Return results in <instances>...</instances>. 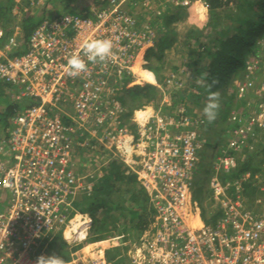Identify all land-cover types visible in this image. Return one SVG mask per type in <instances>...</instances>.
<instances>
[{
  "label": "built area",
  "instance_id": "1",
  "mask_svg": "<svg viewBox=\"0 0 264 264\" xmlns=\"http://www.w3.org/2000/svg\"><path fill=\"white\" fill-rule=\"evenodd\" d=\"M46 1L13 0L14 10L23 2L32 6ZM135 1L108 0L104 8L91 7L90 16L64 13L43 20L19 53L20 28L13 27L4 39L0 26V83L14 86L16 99L33 101L14 114L7 138L0 140V199L7 200L0 210V264H35L38 256H47L53 236L61 231L64 237L76 216H86L75 209V198L91 194L111 158L136 175L153 210L151 223L119 264H264V179L255 176L259 195L250 208L243 191L249 174L222 177L236 168V154L252 152L256 144L264 148V68L258 56L264 53V36L244 61L236 91L242 103L229 112L232 125L225 130V142L214 144L208 207L217 217L210 222L192 198L193 178L205 166L199 160L206 144L202 115L186 114L184 105L172 108L163 93L157 108L151 101L138 110L140 118L131 115L134 129L122 121L123 88L137 81L151 83L133 70L139 53V68L144 67L145 52L153 46L148 14L187 2L141 0L147 17L140 25L126 8ZM152 1H158L155 10L149 8ZM91 38L112 41L111 59L91 63L83 57L87 71L66 75L67 57ZM163 106L172 110L161 112ZM91 143L109 157L93 170L79 171L76 153L93 147ZM91 252L95 254L88 259L72 257L65 264H110L103 248Z\"/></svg>",
  "mask_w": 264,
  "mask_h": 264
},
{
  "label": "trees",
  "instance_id": "2",
  "mask_svg": "<svg viewBox=\"0 0 264 264\" xmlns=\"http://www.w3.org/2000/svg\"><path fill=\"white\" fill-rule=\"evenodd\" d=\"M52 2H65V4L59 10L58 6L51 4ZM205 2L210 13L209 25L216 31L206 35V43H200L198 41L200 35H195L192 30H188L184 36L185 46L189 43L188 41L197 42L195 49L187 47V51L184 52L190 59L188 65L191 66L190 72L193 74L191 79L196 80L198 76L207 73L209 81L213 78L218 80L212 90L220 92L221 107L212 123L207 121L203 115V110L201 111L202 119L205 121L203 130H201L202 135L206 134L205 130L214 131L216 129L215 125L219 123L220 113L226 106L230 107V105L235 104L237 106L242 103L236 99V86L233 87L234 90H231L230 94L226 90L221 93V89L228 79L243 67L244 61L252 54H255V43L258 38L264 36V0H205ZM107 3L108 0H91L90 4L80 5L79 8L78 4L73 0H48L45 4L50 5L42 8L39 12L24 11L18 14V9L14 10L13 0H0V26L5 32L4 39L9 35L13 27L18 26L20 28L22 34L21 48L15 52L19 53L25 49V42L33 29L41 21L50 19L47 8H53L57 12L56 16L69 13L86 17L90 16L91 7L104 8ZM232 5L237 11L235 15L231 13V10H225ZM174 17L175 15L167 17L161 24L163 26L171 24ZM221 25H224L225 28L217 30V27ZM176 36L177 34L173 29H165L163 32L155 34L153 46L145 53L144 58L148 61L146 68L153 73L157 84L161 81L158 74L159 70L164 66V63L161 64L159 62H163L164 52L171 49L173 44H175ZM258 56L264 68V53L261 52ZM151 59L158 62L159 65H153ZM204 59H208L205 64L202 63ZM170 69L174 70L176 68L175 66H170ZM147 81L151 82L152 77H149ZM126 89L132 93L131 98L127 99L124 96V92L119 96L122 106L128 112L126 113V120L127 116L132 112L131 110L152 101L158 95V89L153 84L142 81L132 83ZM199 89L200 93L193 95L194 102L201 99V95L207 97V91L204 88ZM16 90L14 86L0 83V140L7 138L11 118L14 114L20 108L33 103L27 98L16 99ZM194 112L192 110L185 113L192 115ZM225 118L226 125L230 127L232 123L228 120L229 113ZM126 125L130 129L135 127L133 124H128V122ZM210 134L212 133L209 132L208 136H211ZM212 136L214 137V134ZM92 148L80 149L76 155L79 156L83 152L84 154L87 152L92 153ZM236 155V168L222 177L225 180H231L246 173L249 174V179L244 184L243 191L250 208H252L254 199L259 195V190L257 185H255V176H260L264 179V169L262 167L264 163V148L260 144H256L252 152L245 150ZM125 196H127V199ZM197 198L200 202H203L206 196L199 194ZM73 205L79 213L88 214L93 224L92 226L98 227L100 225V229L104 228L105 221L109 218L110 230H114L117 236L121 238L119 245L117 243V245L109 246L104 250L105 260L110 264H119L126 259L128 250L151 223L153 216L149 197L137 182L136 175L132 172L126 173L121 162L115 158L107 163L106 172L96 180L91 194L89 196L85 194L78 195V199L74 201ZM202 209L203 217L207 221L213 222L217 214L206 211L204 207ZM98 213L102 215L98 217ZM96 234L97 232L94 234L93 240L104 239L103 236ZM55 241L48 244L49 249L53 250L52 255L60 256L64 261L68 260L69 252L64 250L65 242L58 239L56 241L58 245L56 246ZM90 249L91 245H86L85 251Z\"/></svg>",
  "mask_w": 264,
  "mask_h": 264
},
{
  "label": "rangeland",
  "instance_id": "3",
  "mask_svg": "<svg viewBox=\"0 0 264 264\" xmlns=\"http://www.w3.org/2000/svg\"><path fill=\"white\" fill-rule=\"evenodd\" d=\"M74 2H76L80 8V5H88L91 3V0H73ZM141 2V0H137L135 1L133 4H130L126 6L127 9H130L131 12H134V14L136 15V17L139 20L140 25L141 24H145L146 21L149 24V30L153 32L154 36L155 34H158L159 32H163V30H167V29H173L177 36H176V40H175V44H173V46L171 47V49L166 50L164 52V58H163V62H159V63H164V66L161 68V70H159V78L161 79L160 83L158 84V87H156L158 89V95L152 100V102L155 104V107L157 108L159 102H161L162 99V94L165 93L166 95V99L168 100V102L173 105L172 108H176L178 106H185V109L188 112L192 111L193 112H199L200 114L202 113L201 111L203 110V107L206 103V96L205 95H201V99L197 100V102H194V98L193 95L196 93H200V89L199 88H203L201 87L196 81V80H192L191 76L193 75L190 71V67L188 64L190 63V59H188L187 55L184 53L185 51H187V47H189L190 49L192 48H196V44L197 42H192V41H188L189 43L185 46V41H184V36L186 34V32L188 30H192V32L199 36L198 41L200 43H206V35L207 34H212L214 31H216V29L214 30L210 25H209V10L206 7V2L205 0H187L186 3L184 4H179L177 7H174L172 9L167 8V10H162V8L160 7L158 12L155 13V8L158 6V1H152L150 2L149 8L150 10H155V11H150V14H148L150 16V20H146L145 18L147 17V11H143L142 8L140 7L139 3ZM46 2H42L36 5H27L25 4V2L22 3V5H16V8L18 9V14L23 13L24 10L23 8H25V11H29V12H39L40 10H42V8H45ZM50 3V2H49ZM51 4H55L56 6L59 7V10L62 9V7L64 6L65 2H52ZM229 9H225V10H231V13L233 15L237 14L235 11L234 6H230L228 7ZM48 12V16L54 17L56 16L55 10L53 8H47ZM173 12V13H172ZM164 14H166L164 16ZM175 15L173 22L167 26H163L161 23L163 21L166 20L167 17L169 16H173ZM225 20V19H224ZM229 27V26H228ZM219 28V29H218ZM225 26L221 25L219 27H217V30L220 29H224ZM203 35V36H202ZM213 36V35H212ZM260 38H258L259 40ZM154 43V40H153ZM187 43V41H186ZM256 49H254L255 51ZM146 53V52H145ZM140 55L141 53H139L138 57L140 60ZM145 56V55H144ZM145 60V58H144ZM146 64L143 66L137 65V69L133 68V70L135 71V73L140 76L141 78H143L144 80L147 81V79L149 77H152V81L151 84L154 83V85L156 86V82H155V76L153 75L152 72H150L149 69L146 68V65L148 63V61H146ZM192 62V61H191ZM208 59H204V61L202 62L203 64L207 63ZM151 63H153V65H159L158 62L154 61L151 59ZM170 66H175L176 69L172 70L170 69ZM142 69V70H141ZM244 64L243 67L240 68L238 71H236L227 81V83L222 87V91L221 93L225 92V90L227 91V93H231V90H234L233 87L234 86H238L241 82H242V77H243V72H244ZM173 76V77H172ZM171 79V84H169L170 86H166L165 85V80L166 79ZM263 77L259 75V79H262ZM193 81V82H191ZM141 82V81H140ZM176 82V83H175ZM142 102V101H140ZM151 102V101H150ZM144 103V102H143ZM221 104V101H220ZM146 105V103H145ZM141 107V106H140ZM139 107H137L136 109H138ZM171 109H169V107H161L160 110L161 112H170ZM135 109V110H136ZM235 109H237V106H231L226 107L223 109V111L220 113L219 116V125H220V129H218L217 124L215 125V130L213 132L214 137L217 139V141L220 142H225L226 139V132L225 130L229 128L228 125H226L225 122V117H227L228 113L230 111H234ZM132 111V110H131ZM138 112V110L136 111ZM212 123V122H211ZM221 123H223L221 125ZM203 130V126L201 128ZM213 138V136H208V142L204 145L203 150L201 151L199 160L201 163H204V165L206 166L205 170H200L195 174V177L193 178L194 180V188L192 189V198L194 200L197 201V203L199 205H201L200 200L197 198V196L200 194L205 195L203 189L200 187V185H202L203 187L205 186V183L208 182V178L210 176L209 173V167H211L212 163H213V157H214V153H216V149L217 147H213L211 144L210 139ZM93 148H92V153L87 152L86 154L81 153L79 156L76 155V163H77V167L79 171L85 172L86 170H93L94 167H97L101 162L105 161L107 159V157H109L107 155V151L101 147L100 145L97 144H92ZM113 158L110 159V161ZM117 161L121 162L120 160L117 159ZM109 162V161H108ZM123 165V169L127 170V167L121 163ZM107 170V163L105 164V166H103L102 168V172H106ZM127 173V172H126ZM138 182V181H137ZM203 183V184H202ZM206 190V189H205ZM4 196V195H3ZM127 199V196H125ZM76 199H78V196H76ZM75 199V201H76ZM6 204H7V200L6 201H2L0 199V210H5L6 208ZM102 214L98 213V217H100ZM84 218H87L88 221L86 223V226L84 228L85 230V235L82 238L79 239H75L74 241H69L64 239V237L61 234V231L58 232L56 235L53 236L52 240L50 241H57L58 239L63 240L66 244L64 250L66 252H69V258L68 260H70L72 257L75 258H81L84 257L83 259H88L87 257L91 256L89 255V253L93 250L99 249V248H103L105 250V248L107 247H111V246H115L119 245V243L121 242V238L119 236H117L116 232L114 230H110L111 228V224L109 223V218L108 220L105 221V226L104 228L100 229V225L98 227L92 226V222L90 217L88 216V214H86V216H83L81 219L83 220ZM128 220V219H127ZM130 220V219H129ZM126 222V221H125ZM97 226V225H96ZM100 230V231H98ZM103 230V231H102ZM97 232L96 235H101L104 237V239L102 238V240H93V236H95L94 234ZM55 241V245H58V242L56 243ZM49 243V244H50ZM86 245H91V249L89 251H85ZM54 249V248H53ZM53 254V250L51 251V249H49V247L47 246V256L48 255H52ZM66 260V261H68ZM81 260V259H80ZM85 264V263H83Z\"/></svg>",
  "mask_w": 264,
  "mask_h": 264
},
{
  "label": "clouds",
  "instance_id": "4",
  "mask_svg": "<svg viewBox=\"0 0 264 264\" xmlns=\"http://www.w3.org/2000/svg\"><path fill=\"white\" fill-rule=\"evenodd\" d=\"M112 48L113 44L110 39H84L80 43L79 50L67 57V62L64 68L66 75L70 77H78L81 73L87 71V63L83 57H86L87 61L91 63H107L112 57ZM196 82L207 91L206 103L203 107V115L207 121L211 123L216 119L221 107L220 92L212 90L218 83V80L213 78L209 81L208 74L204 73ZM122 92H124V90ZM149 103L150 102L142 106H147ZM141 107L132 110L131 115ZM35 264H65V261L60 256L56 255H40L37 257Z\"/></svg>",
  "mask_w": 264,
  "mask_h": 264
},
{
  "label": "bare ground",
  "instance_id": "5",
  "mask_svg": "<svg viewBox=\"0 0 264 264\" xmlns=\"http://www.w3.org/2000/svg\"><path fill=\"white\" fill-rule=\"evenodd\" d=\"M140 64L139 58L136 59V63L134 64L133 68L137 69V65ZM147 110H149L147 108ZM136 117L140 118L141 115L139 112L136 113ZM130 149L128 148V151ZM88 219L84 218L83 220L79 217L76 216L73 221L67 226V228L64 230V238L69 241H74L75 239L82 238L85 235V226L87 223ZM83 239V238H82ZM101 252V251H100ZM92 255L95 254V252H90Z\"/></svg>",
  "mask_w": 264,
  "mask_h": 264
},
{
  "label": "crops",
  "instance_id": "6",
  "mask_svg": "<svg viewBox=\"0 0 264 264\" xmlns=\"http://www.w3.org/2000/svg\"><path fill=\"white\" fill-rule=\"evenodd\" d=\"M137 83V82H136ZM131 86V84L129 85V86H127V88L128 87H130ZM124 90V96L127 98V99H130L131 98V96H132V93L131 92H129V91H127L128 89H123ZM231 106H236V104L235 105H230V107ZM227 107V106H226ZM229 107V108H230ZM126 113H128L127 111H126ZM126 113H125V116L124 117H122V121H123V123L124 124H127V122H128V124H129V118H131L132 116H131V113L127 116V120L125 119L126 118ZM137 112L136 111H134L133 112V115H134V117H135V114H136ZM223 123H221V125H222ZM216 127H218V129H220V125H219V123L217 124V126ZM206 131V134L204 135V137L206 138V143H209L208 142V139H207V136H208V134H209V132L210 133H212L213 134V132H212V130H205ZM205 131H203V132H205ZM202 132V131H201ZM208 133V134H207ZM212 134H210L211 136H212ZM217 143H219L218 141H217V139L215 138V137H213V139H212V146H214V144L216 145ZM206 169V166H204V167H200L199 168V171L200 170H205ZM209 171H210V167H209ZM197 175V174H196ZM209 179V178H208ZM203 184V183H202ZM205 186L206 187H203L202 185H200V187L203 189V191H204V194H205V196H206V199H204V201L203 202H201V207H204V209L206 210V211H211L210 210V208L208 207V205H209V200H210V192H209V190H208V182L207 183H205ZM206 189V190H205ZM203 210V209H202Z\"/></svg>",
  "mask_w": 264,
  "mask_h": 264
}]
</instances>
